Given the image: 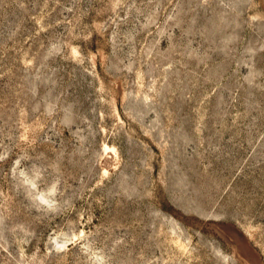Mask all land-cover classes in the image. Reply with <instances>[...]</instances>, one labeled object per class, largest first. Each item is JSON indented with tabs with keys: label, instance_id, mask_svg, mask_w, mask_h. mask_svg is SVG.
Instances as JSON below:
<instances>
[{
	"label": "rangeland",
	"instance_id": "374dc122",
	"mask_svg": "<svg viewBox=\"0 0 264 264\" xmlns=\"http://www.w3.org/2000/svg\"><path fill=\"white\" fill-rule=\"evenodd\" d=\"M0 264H264V0H0Z\"/></svg>",
	"mask_w": 264,
	"mask_h": 264
}]
</instances>
